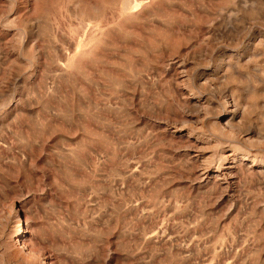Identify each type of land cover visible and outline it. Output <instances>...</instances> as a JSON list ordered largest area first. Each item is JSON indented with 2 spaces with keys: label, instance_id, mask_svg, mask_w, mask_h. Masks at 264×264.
I'll return each instance as SVG.
<instances>
[{
  "label": "rangeland",
  "instance_id": "1",
  "mask_svg": "<svg viewBox=\"0 0 264 264\" xmlns=\"http://www.w3.org/2000/svg\"><path fill=\"white\" fill-rule=\"evenodd\" d=\"M0 264H264V0H0Z\"/></svg>",
  "mask_w": 264,
  "mask_h": 264
},
{
  "label": "bare ground",
  "instance_id": "2",
  "mask_svg": "<svg viewBox=\"0 0 264 264\" xmlns=\"http://www.w3.org/2000/svg\"><path fill=\"white\" fill-rule=\"evenodd\" d=\"M7 214V218H5V219H8V218H10V216H13V213L12 212H7L6 213ZM18 220V219H17ZM20 220V219H19ZM3 221V220H2ZM7 221V220H6ZM9 221V220H8ZM42 258V257H41ZM42 261V263H43V261L44 260H41Z\"/></svg>",
  "mask_w": 264,
  "mask_h": 264
}]
</instances>
